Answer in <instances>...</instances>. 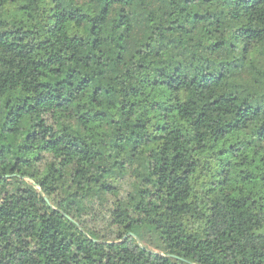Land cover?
Masks as SVG:
<instances>
[{
    "label": "trees",
    "instance_id": "trees-1",
    "mask_svg": "<svg viewBox=\"0 0 264 264\" xmlns=\"http://www.w3.org/2000/svg\"><path fill=\"white\" fill-rule=\"evenodd\" d=\"M0 264H264V0H0Z\"/></svg>",
    "mask_w": 264,
    "mask_h": 264
}]
</instances>
